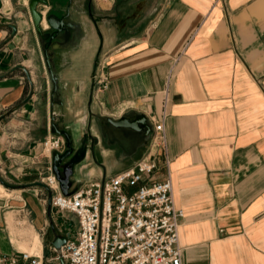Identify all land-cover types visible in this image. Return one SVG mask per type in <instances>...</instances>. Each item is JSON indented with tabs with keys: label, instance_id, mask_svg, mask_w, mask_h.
I'll return each mask as SVG.
<instances>
[{
	"label": "crops",
	"instance_id": "0c3cea01",
	"mask_svg": "<svg viewBox=\"0 0 264 264\" xmlns=\"http://www.w3.org/2000/svg\"><path fill=\"white\" fill-rule=\"evenodd\" d=\"M1 43L0 254L30 248L16 219L38 235L47 227L46 253L30 251L42 264H60L54 235H76L73 214L21 192L51 173L41 142L52 110L72 150L63 162L79 163L65 169L68 189L134 164L159 121L164 146L143 179H169L180 264H264V0H0Z\"/></svg>",
	"mask_w": 264,
	"mask_h": 264
},
{
	"label": "built area",
	"instance_id": "2783aa9c",
	"mask_svg": "<svg viewBox=\"0 0 264 264\" xmlns=\"http://www.w3.org/2000/svg\"><path fill=\"white\" fill-rule=\"evenodd\" d=\"M105 60L98 59L92 77L94 94L106 86ZM167 89L162 91V105ZM63 137L49 134L41 142L43 152L63 149ZM164 146L161 122L153 123L147 152L131 166L102 179L79 185L69 194L54 191L52 173L40 177L50 188V206L73 214L77 232L53 249L65 264H180L177 228L181 209L174 207L168 178L146 182L154 172L152 154ZM0 264H42L41 257L25 251L0 254Z\"/></svg>",
	"mask_w": 264,
	"mask_h": 264
},
{
	"label": "water",
	"instance_id": "95a60500",
	"mask_svg": "<svg viewBox=\"0 0 264 264\" xmlns=\"http://www.w3.org/2000/svg\"><path fill=\"white\" fill-rule=\"evenodd\" d=\"M31 10H32V8H31ZM11 29H12V32H13V27H11ZM54 34L55 33L53 32L52 34L48 35L47 38H48L49 42L52 39H54ZM1 45H2V43L0 44V46ZM49 46H50L49 44L44 46L42 52H43V62H44L46 71L49 74V80H50L51 88H52L51 93L53 95V93H54V91L56 89V83H55V77L53 75L52 66H51V64H52V55H51L50 52H47V49H48ZM15 68H21L22 69L21 66H16ZM14 69H12V70H14ZM25 74H26V71H25ZM26 77H28L27 74H26ZM30 94H31V86H29L28 93H27L26 97L22 101L25 102L27 100V98L30 96ZM53 101H52V103H54ZM50 108L52 109V105L51 104H50ZM58 117H59L58 114H56L52 110H50V114H49L50 132L52 134L61 135L64 138L65 149L61 153H58L57 151H54V150L52 151L51 158H50V163H51L50 164V169H51V173L54 175L55 179L57 180L59 188L61 189L60 192L62 194H69L74 189H76L78 186H75V187H73L71 189H68L69 182L67 180V177L65 175V170H64V164L68 163V162H63V158L66 157L68 154H70L72 150H71L70 146L68 145L69 141H68V136H67V133H66L65 129L62 126H59V124L56 122ZM110 123L113 124V125L120 126V125H122V123H124V118L121 117V118H119L117 120H111ZM62 162L64 164H62ZM68 164L70 166L72 163H68ZM65 169H66V167H65ZM0 183L3 186L8 187V184L2 182L1 180H0ZM27 185H29V186H41V187L45 188L48 191V188L44 184H42L40 182H34V183L27 184ZM49 198H50V195H47V203L50 205ZM63 242H64V237H60V236L54 235L53 240L51 241V245H52V247L54 249H57L58 246L61 243H63ZM58 261H59L60 264H64L63 260L61 258H58Z\"/></svg>",
	"mask_w": 264,
	"mask_h": 264
},
{
	"label": "rangeland",
	"instance_id": "374dc122",
	"mask_svg": "<svg viewBox=\"0 0 264 264\" xmlns=\"http://www.w3.org/2000/svg\"><path fill=\"white\" fill-rule=\"evenodd\" d=\"M103 3V2H102ZM43 11H44V9H43ZM57 152L58 153H61L62 152V150H60V151H58L57 150ZM46 154H47V156H49V158H51V154H52V151H50L49 153L48 152H46ZM50 160V159H49ZM51 163L49 162V165H50ZM62 164H64L63 162H62ZM75 165H79V163L78 162H76V163H72L70 166H69V164L68 163H65L64 164V170H65V167L68 169L69 167H70V169L72 170L73 169V167L75 166ZM63 170V169H62ZM64 174V173H63ZM73 175V171L69 174V176H72ZM2 182H4V183H7V182H9L8 180H1ZM69 181H71V180H69ZM37 182H39V181H37ZM78 182H73V181H71V185L72 186H74V185H76ZM4 192V191H3ZM22 193H23V196H24V199H26L27 200V202L29 203V204H32V203H35V202H38L39 203V207H40V209L41 210H43L44 209V206H45V203H46V197H47V195H50V194H52L53 193V191H51V190H49L48 189V191L45 189V188H43V187H41V186H32L29 190H23V191H21ZM16 195L18 194V191H15L14 192ZM0 194H2L1 192H0ZM13 193H10V195H12ZM27 206V205H26ZM30 215V214H29ZM30 218H27V220L26 219H23L22 221H18L17 219H16V223H14L13 224V226H11V228H12V230L15 232V233H18V234H20L21 236H23L24 237V239H25V241L30 245V248L29 249H27V248H23V247H21V249L23 250V251H25V252H33V250H35L36 248H40V245L43 247V252H45L46 253V248H45V246H46V244H47V240H48V230H47V227L45 226V228L44 229H42V234H37L38 232H37V230H34V229H32L31 227H30V224H31V222H30V220H29ZM35 235H38V237L39 238H37L38 240H36V238H35V247H32V243H31V240H32V238L35 236Z\"/></svg>",
	"mask_w": 264,
	"mask_h": 264
},
{
	"label": "bare ground",
	"instance_id": "6f19581e",
	"mask_svg": "<svg viewBox=\"0 0 264 264\" xmlns=\"http://www.w3.org/2000/svg\"><path fill=\"white\" fill-rule=\"evenodd\" d=\"M43 13V12H42ZM42 23L44 24V21L42 20ZM120 133V132H119ZM117 134V133H116ZM119 135V134H118ZM63 140H64V138H63ZM65 143V141L63 142V144ZM40 183H42V182H40ZM43 184V183H42ZM46 186V185H45ZM47 187V186H46ZM56 187H57V185H56ZM55 187V188H56ZM48 188V187H47ZM49 190H50V188H48ZM61 193V192H60ZM50 196H51V194H50ZM49 200H50V198H49ZM50 203V202H49ZM65 241V240H64ZM64 243V242H63ZM63 243H61L59 246H58V248L63 244ZM57 248V249H58ZM39 252V251H38ZM27 253H30V252H27ZM33 253V252H32ZM59 258H61V257H59ZM58 260V259H57ZM64 262V261H63Z\"/></svg>",
	"mask_w": 264,
	"mask_h": 264
}]
</instances>
